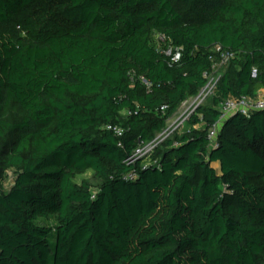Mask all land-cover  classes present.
Segmentation results:
<instances>
[{"label":"trees","instance_id":"obj_1","mask_svg":"<svg viewBox=\"0 0 264 264\" xmlns=\"http://www.w3.org/2000/svg\"><path fill=\"white\" fill-rule=\"evenodd\" d=\"M261 91L264 0H0V264H264V110L209 139Z\"/></svg>","mask_w":264,"mask_h":264},{"label":"built area","instance_id":"obj_2","mask_svg":"<svg viewBox=\"0 0 264 264\" xmlns=\"http://www.w3.org/2000/svg\"><path fill=\"white\" fill-rule=\"evenodd\" d=\"M161 41L158 47H161L162 43H166L167 39L161 35ZM163 53H165L167 56L171 57L174 62H178L181 58V50L174 48L171 45H167L162 49ZM230 60L229 55H222V59L220 62L222 64H227ZM209 78V77H208ZM216 87H211L209 84L206 86V88L201 91V95L196 99V101H199L202 95L208 94V95H214ZM201 106L200 104H197L194 108L193 113L195 110ZM264 110V97L261 98L258 96L257 99H249V98H241V99H229L221 106V116L216 125H214L213 129L211 130L209 139H210V145L211 147H215L217 145V139L218 134L221 130V127L223 123L230 118L233 115L241 114L244 116H248L253 111H260ZM192 113V114H193ZM119 134H121V131H118ZM162 141H159L158 138L148 144H141L137 150L134 152L133 156L129 159V163L132 164L140 159H143L144 157H148L149 155L153 154L155 149L158 147V145Z\"/></svg>","mask_w":264,"mask_h":264},{"label":"rangeland","instance_id":"obj_3","mask_svg":"<svg viewBox=\"0 0 264 264\" xmlns=\"http://www.w3.org/2000/svg\"><path fill=\"white\" fill-rule=\"evenodd\" d=\"M155 42L156 46L160 44L161 41V35H155ZM227 67V64H222V62L217 61L214 63V71L212 75L208 78V84L211 87H217V84L219 80L221 79V76L225 72V69ZM262 92V91H261ZM200 93L196 97L189 98L178 110V112L169 120L167 129L164 133L158 135V140L163 141L167 138H171L174 136L176 133L182 132L184 129L187 128L188 126V120L191 117L194 108L196 107L197 104H200L201 106L206 105V106H211L213 103V96L214 95H202L199 101H196V99L201 95ZM259 97L263 98L264 93L260 94ZM151 159H152V154L149 155L148 157H144L142 159L143 165L147 166L151 164ZM216 169H220V166L217 167L216 165L214 166ZM14 174L12 171L7 172V177L5 178V187L9 189L13 184H14ZM76 184L81 185L83 182H91L95 184L94 180V173L89 171L83 176H79L75 180ZM55 221H51V225H54Z\"/></svg>","mask_w":264,"mask_h":264},{"label":"crops","instance_id":"obj_4","mask_svg":"<svg viewBox=\"0 0 264 264\" xmlns=\"http://www.w3.org/2000/svg\"><path fill=\"white\" fill-rule=\"evenodd\" d=\"M262 93H264V91L260 92V93H259V95H260V94H262ZM215 165H216L217 167H219V165H218V164H215ZM215 165H214V166H215Z\"/></svg>","mask_w":264,"mask_h":264}]
</instances>
